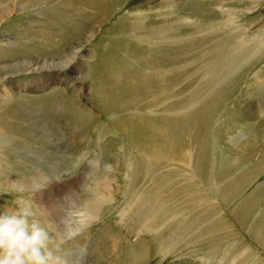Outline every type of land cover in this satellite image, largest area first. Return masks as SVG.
<instances>
[{"label": "rangeland", "instance_id": "374dc122", "mask_svg": "<svg viewBox=\"0 0 264 264\" xmlns=\"http://www.w3.org/2000/svg\"><path fill=\"white\" fill-rule=\"evenodd\" d=\"M21 84L49 92L0 96V212L99 204L67 264H264V0H0Z\"/></svg>", "mask_w": 264, "mask_h": 264}, {"label": "clouds", "instance_id": "9594fccd", "mask_svg": "<svg viewBox=\"0 0 264 264\" xmlns=\"http://www.w3.org/2000/svg\"><path fill=\"white\" fill-rule=\"evenodd\" d=\"M68 230L53 235L46 221L29 205L0 212V264H67L63 238Z\"/></svg>", "mask_w": 264, "mask_h": 264}, {"label": "bare ground", "instance_id": "6f19581e", "mask_svg": "<svg viewBox=\"0 0 264 264\" xmlns=\"http://www.w3.org/2000/svg\"><path fill=\"white\" fill-rule=\"evenodd\" d=\"M231 139V138H230ZM30 183V182H29ZM62 188V187H61ZM72 191V190H71ZM70 191V192H71ZM100 191V190H99ZM109 191H111L110 189H109ZM56 194L55 195H53L54 197L51 199V201H50V206H48L47 208H48V211H47V213L46 214H48V218H49V220H47L48 222H47V224H49V225H51L52 227V230H53V232L55 233V235H56V233H63L64 231H63V229L61 228L62 226L60 225V223H62V218H61V212L59 211V206H60V204L62 203V199H61V196H62V192L61 191H56L55 192ZM68 193V192H67ZM101 195V194H100ZM46 197V196H45ZM48 197V196H47ZM106 197H109V199H110V194L108 193V196L106 195V194H103V195H101L99 198H98V200L99 199H101V200H105V198ZM47 199V198H46ZM108 199V198H107ZM108 199V200H109ZM100 201V200H99ZM95 202V201H94ZM94 202H90L89 200H85V201H83V203L81 204V206H79V207H82V212H81V214H79V215H84V214H86L87 216H85V217H83V218H81V220H80V223H81V226L78 228V227H75V230H68L66 233H65V237L66 238H68V236L70 235V236H73L74 234L73 233H75V232H77V231H80L82 228H83V226L84 227H86L87 225H88V222L89 221H91V220H96L98 217H99V215H98V213L100 212V209H99V204H98V206L96 205L95 206V204H94ZM102 202V201H101ZM49 203V202H48ZM108 203V202H107ZM78 207V206H77ZM42 207L40 206V209H41ZM53 208H55L54 210H53ZM79 211H80V209H78V211H76L75 212V214L76 213H79ZM78 215V216H79Z\"/></svg>", "mask_w": 264, "mask_h": 264}]
</instances>
